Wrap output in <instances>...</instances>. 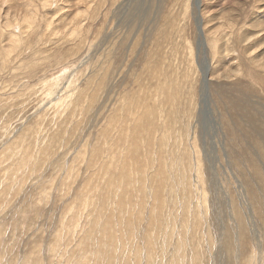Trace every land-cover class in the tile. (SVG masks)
Masks as SVG:
<instances>
[{
  "label": "rangeland",
  "instance_id": "obj_1",
  "mask_svg": "<svg viewBox=\"0 0 264 264\" xmlns=\"http://www.w3.org/2000/svg\"><path fill=\"white\" fill-rule=\"evenodd\" d=\"M150 128L175 131L168 151L187 150L198 188L184 209L171 173L158 232L149 188L129 200L130 230L102 191L116 181L103 175L107 155L127 157L124 136ZM148 254L264 264V0H0V264H148Z\"/></svg>",
  "mask_w": 264,
  "mask_h": 264
},
{
  "label": "bare ground",
  "instance_id": "obj_2",
  "mask_svg": "<svg viewBox=\"0 0 264 264\" xmlns=\"http://www.w3.org/2000/svg\"><path fill=\"white\" fill-rule=\"evenodd\" d=\"M204 70V69H203ZM203 70L201 69V71L203 72ZM208 73V71H206ZM206 72H204L205 77L207 76ZM204 85H205V80H204ZM204 87V86H203ZM203 99V98H202ZM172 116V115H171ZM134 117V116H133ZM170 117V116H169ZM175 119V117H173ZM142 119V118H141ZM145 119V118H144ZM163 120V118H161ZM117 120H119L117 118ZM116 119L112 120V121H117ZM153 119H151L152 121ZM125 121V120H124ZM137 121V120H136ZM144 121V120H143ZM147 121V120H145ZM154 121V120H153ZM169 121V120H168ZM172 121V120H171ZM169 121V122H171ZM176 122V120H175ZM158 123V122H157ZM177 123V122H176ZM147 124V123H146ZM149 124V123H148ZM152 124V123H150ZM154 124V123H153ZM141 125V124H140ZM157 125V124H156ZM171 126V124H169ZM181 125V124H179ZM144 126V124H143ZM176 126V125H174ZM145 127V126H144ZM147 127V126H146ZM149 127V126H148ZM173 127V126H172ZM112 128V127H111ZM109 127L108 130H112L114 131V129H111ZM122 128V127H121ZM136 128V127H135ZM142 128V126H141ZM153 129V126L151 127ZM145 129V131L142 132V134H138L131 136V135H127L124 136V139L126 140L125 144V148L123 145V149L126 150L127 147H130V151L127 157L123 156V157H113V154H108L106 157V162H105V168L103 169V175L105 174L107 178H110L112 176H115L116 181L113 179V182H111V180L109 181L108 179L106 181H104V185L103 186V193H104V197H105V201L107 203L110 202V200L112 199V197H115V200L117 198L118 203V211L119 214H117L116 220H118V223L121 226H125L127 229L130 230V225H129V220H128V216L130 214H132V208H131V202H129V200L131 201V197L134 193H137L138 195L144 196L143 198H148L147 193H146V189H150V192H153V207L151 206V208L149 210L153 211L154 213L152 214V217L150 216V214L148 216H150L152 218V221L154 223H156L155 226V230L158 232L160 231L161 227H162V222L161 219L162 217L164 218V216L160 213L157 212L159 211L160 207H164L165 205V198H161V196L159 197V194L165 193V192H169L170 188H169V184L173 181L171 179V173H175L176 175V181L180 182L178 187L182 192V200L184 203V209H190L191 204L194 201V192L191 183V177L193 175V167L191 166L190 163V158L189 161H187V150H186V157L184 152L182 151V154L180 157H176L175 159L170 155L169 151L170 148V133H174L175 131H173L172 128H168V130L170 131H157V132H153L152 129ZM157 128V127H156ZM106 129V128H105ZM123 129V128H122ZM127 129V128H126ZM144 130V128H143ZM155 130V129H153ZM124 131V129H123ZM140 131V130H139ZM156 131V130H155ZM110 132V131H109ZM125 132V131H124ZM132 132V131H131ZM117 132H113V135L116 134ZM127 133V132H125ZM160 133V134H159ZM111 134V133H110ZM133 135V134H132ZM117 136V135H116ZM121 136V135H120ZM119 136V137H120ZM112 138H114L112 136ZM121 138V137H120ZM119 138V139H120ZM105 139V143H110L112 142L110 139L108 138V135L106 136ZM123 139V140H124ZM187 140V139H186ZM115 141V140H114ZM120 141V140H119ZM103 142V141H102ZM122 142V140H121ZM136 142V143H135ZM172 142V141H171ZM181 143V136L178 138H175L174 142H173V148L174 146L176 147L177 144ZM118 144V142H117ZM105 145V144H104ZM109 145V144H108ZM107 145V146H108ZM114 145H116L114 143ZM109 147V146H108ZM107 148V147H105ZM142 148H147L146 150H148L150 152V155L154 158H152V162L155 163L158 162V177L160 180V185L158 184L157 180L156 183L159 185V188L157 189V193L155 191L156 187L154 188V184H155V180L151 179V177H149V170L151 169V165L146 163V169H144L143 165L140 164V159H141V149ZM172 148V150H173ZM119 149V148H118ZM186 149V148H185ZM105 151V150H103ZM108 151V150H107ZM106 151V152H107ZM110 151V150H109ZM119 151V150H118ZM126 152V151H125ZM146 152V151H145ZM178 152V151H177ZM176 152V148H175V154H177ZM105 153V152H104ZM112 153V152H111ZM158 153V154H156ZM117 154V153H116ZM140 154V155H139ZM169 154V158H167V155ZM118 155V154H117ZM124 155V154H123ZM149 155V154H148ZM189 155V152H188ZM104 158V156H103ZM145 158V157H144ZM105 159V158H104ZM92 161V160H91ZM145 161V160H144ZM187 161V162H186ZM193 164V163H192ZM198 165V164H197ZM137 166V167H136ZM199 166V165H198ZM90 167V166H89ZM150 167V168H149ZM147 172H148V178H147ZM197 175L199 174L198 169L196 170ZM157 173V174H158ZM155 175V173H153ZM195 174V173H194ZM151 175V174H150ZM196 175V174H195ZM152 176V175H151ZM196 177V176H195ZM148 179V180H147ZM103 180V179H102ZM170 180H172L170 182ZM198 180H199V176H198ZM197 180V181H198ZM148 181V184H146ZM174 183H171L172 188ZM194 184V183H192ZM176 185V186H177ZM198 186V185H197ZM102 188V187H101ZM178 189V188H177ZM98 190V189H97ZM178 191V190H176ZM155 193V194H154ZM150 194V193H149ZM152 195V194H151ZM196 195V193H195ZM150 196V195H149ZM166 195L164 194V197ZM170 196V195H169ZM135 197V196H134ZM102 198V197H101ZM114 199V198H113ZM139 199V198H138ZM150 199V198H149ZM178 199V198H176ZM82 201V200H81ZM84 203V200L82 201ZM114 202V200H113ZM139 202V201H138ZM143 204H145L144 202H142ZM182 203V204H183ZM205 203V202H204ZM85 204V203H84ZM106 204V203H105ZM111 204V203H110ZM133 204V203H132ZM181 204V205H182ZM145 206V205H144ZM148 207V205H147ZM183 209V207H182ZM116 210V209H115ZM140 211V210H139ZM138 211V212H139ZM132 212V213H131ZM144 212V210H143ZM150 212V211H149ZM141 213V212H140ZM152 213V212H151ZM131 216V215H130ZM126 217V218H125ZM128 217V218H127ZM169 219H172V215L168 214ZM133 218V217H132ZM145 218V217H144ZM185 218V215H184ZM104 219V218H103ZM130 219V218H129ZM187 219V217L185 218ZM134 220V219H133ZM189 220V219H188ZM139 221V220H138ZM131 222V221H130ZM141 222V221H140ZM184 223L186 224V222L184 221ZM131 224V223H130ZM93 225V224H92ZM185 227V226H184ZM124 228V227H123ZM109 229V228H108ZM187 229V227H186ZM125 231V230H124ZM129 231L126 233L128 234ZM101 234V238H110L112 235L109 233H107V230L105 228V230L103 229ZM124 234V233H123ZM122 234V236H124ZM133 236V235H132ZM135 236V235H134ZM185 236V234H184ZM95 237V236H94ZM124 238V237H123ZM122 238V239H123ZM127 238V237H126ZM135 238V237H134ZM98 239V238H97ZM111 239V238H110ZM181 239V238H180ZM93 239H91L92 241ZM113 240L115 241V238L113 236ZM128 240V239H127ZM132 241V240H131ZM147 241L149 243V245H155L156 244V240H155V234H150L147 236ZM112 240H104V241H100V243L103 244V249H108L110 248L112 250V247L108 246L110 243H112ZM116 242V241H115ZM181 242V241H180ZM122 243V241H121ZM108 244V245H107ZM117 244V243H116ZM133 245V244H132ZM156 247V246H155ZM116 248V246H115ZM147 248V247H146ZM104 250V251H106ZM114 250V248H113ZM116 253V252H115ZM114 253V254H115ZM126 253V252H125ZM146 254V253H145ZM175 254V253H174ZM137 255V254H136ZM197 256V255H195ZM184 257V255L182 256ZM138 259V257H137ZM148 264H153L154 258L151 255H147L146 257ZM183 259V258H182ZM195 260V259H194ZM159 261V260H158ZM109 262V261H107ZM109 264V263H108Z\"/></svg>",
  "mask_w": 264,
  "mask_h": 264
},
{
  "label": "water",
  "instance_id": "obj_3",
  "mask_svg": "<svg viewBox=\"0 0 264 264\" xmlns=\"http://www.w3.org/2000/svg\"><path fill=\"white\" fill-rule=\"evenodd\" d=\"M199 31H200V35L202 36L203 35V33H202V28L199 26ZM208 75L206 76V78H205V88H206V100L209 98V95H208Z\"/></svg>",
  "mask_w": 264,
  "mask_h": 264
}]
</instances>
